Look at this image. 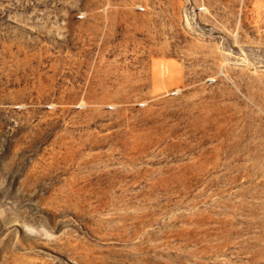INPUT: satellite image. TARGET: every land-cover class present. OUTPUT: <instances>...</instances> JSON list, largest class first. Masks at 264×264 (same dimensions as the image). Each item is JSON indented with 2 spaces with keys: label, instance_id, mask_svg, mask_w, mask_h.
I'll return each mask as SVG.
<instances>
[{
  "label": "rangeland",
  "instance_id": "1",
  "mask_svg": "<svg viewBox=\"0 0 264 264\" xmlns=\"http://www.w3.org/2000/svg\"><path fill=\"white\" fill-rule=\"evenodd\" d=\"M0 264H264V0H0Z\"/></svg>",
  "mask_w": 264,
  "mask_h": 264
}]
</instances>
